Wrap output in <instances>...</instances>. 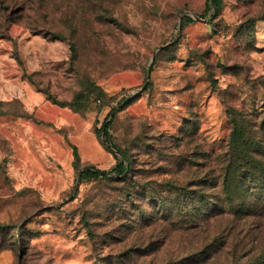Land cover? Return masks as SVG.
<instances>
[{
	"label": "rangeland",
	"instance_id": "1",
	"mask_svg": "<svg viewBox=\"0 0 264 264\" xmlns=\"http://www.w3.org/2000/svg\"><path fill=\"white\" fill-rule=\"evenodd\" d=\"M256 18L264 0H0V264H184L205 234L156 199L207 172L231 120L264 125ZM105 125L133 186L81 177L121 157Z\"/></svg>",
	"mask_w": 264,
	"mask_h": 264
},
{
	"label": "trees",
	"instance_id": "2",
	"mask_svg": "<svg viewBox=\"0 0 264 264\" xmlns=\"http://www.w3.org/2000/svg\"><path fill=\"white\" fill-rule=\"evenodd\" d=\"M208 1L213 3L214 11L222 2ZM191 22L186 18L182 26ZM123 102L129 105L130 98ZM230 124L222 156L205 157L207 172L182 183V187L167 182L171 187L168 193L156 199L159 219L182 229L183 233L205 234L202 244L197 243L194 251L184 255V264H264V125L251 127L235 120ZM107 126L103 128L105 143L121 157L115 156L117 162L110 172L86 167L81 177L106 178L133 186L138 178L134 174L133 161L111 145L107 139ZM73 157L74 167L78 168L79 156L75 147ZM124 192L130 196L128 189ZM251 220L255 224H250ZM152 221V216L147 217L139 227ZM250 236H253L251 240ZM152 245L153 242L145 247L138 246L136 250L145 256Z\"/></svg>",
	"mask_w": 264,
	"mask_h": 264
},
{
	"label": "water",
	"instance_id": "3",
	"mask_svg": "<svg viewBox=\"0 0 264 264\" xmlns=\"http://www.w3.org/2000/svg\"><path fill=\"white\" fill-rule=\"evenodd\" d=\"M212 5H213V3H212ZM197 19H199V18H197ZM165 46H163V47H161L160 49H162V48H164ZM149 75H150V69L148 70V73H147V79L149 78Z\"/></svg>",
	"mask_w": 264,
	"mask_h": 264
}]
</instances>
